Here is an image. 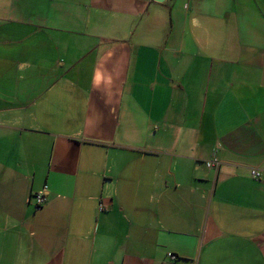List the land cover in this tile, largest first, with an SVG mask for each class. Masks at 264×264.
<instances>
[{
  "label": "crops",
  "instance_id": "0c3cea01",
  "mask_svg": "<svg viewBox=\"0 0 264 264\" xmlns=\"http://www.w3.org/2000/svg\"><path fill=\"white\" fill-rule=\"evenodd\" d=\"M0 264H264V0H0Z\"/></svg>",
  "mask_w": 264,
  "mask_h": 264
},
{
  "label": "built area",
  "instance_id": "2783aa9c",
  "mask_svg": "<svg viewBox=\"0 0 264 264\" xmlns=\"http://www.w3.org/2000/svg\"><path fill=\"white\" fill-rule=\"evenodd\" d=\"M204 165L206 167L213 168V167H217L218 166V162L215 161V160L205 161ZM250 175L252 177L256 178V177L259 176V173L256 170H251L250 171ZM32 199H33V203H34L35 207H39V206L43 205L45 203V201H46V198H45L43 193L34 194L32 196ZM168 259L169 260H174L175 256L172 255V254H169L168 255Z\"/></svg>",
  "mask_w": 264,
  "mask_h": 264
},
{
  "label": "water",
  "instance_id": "95a60500",
  "mask_svg": "<svg viewBox=\"0 0 264 264\" xmlns=\"http://www.w3.org/2000/svg\"><path fill=\"white\" fill-rule=\"evenodd\" d=\"M154 1H156V2H162L163 0H154Z\"/></svg>",
  "mask_w": 264,
  "mask_h": 264
}]
</instances>
